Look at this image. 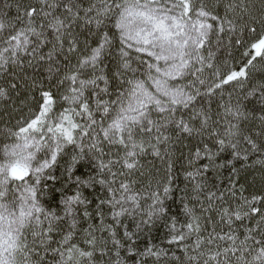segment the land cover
Listing matches in <instances>:
<instances>
[{"label": "snow or ice", "instance_id": "1", "mask_svg": "<svg viewBox=\"0 0 264 264\" xmlns=\"http://www.w3.org/2000/svg\"><path fill=\"white\" fill-rule=\"evenodd\" d=\"M0 264H264V0H0Z\"/></svg>", "mask_w": 264, "mask_h": 264}]
</instances>
